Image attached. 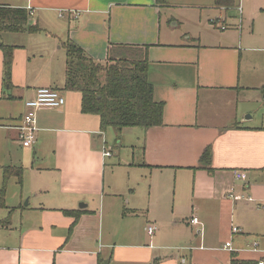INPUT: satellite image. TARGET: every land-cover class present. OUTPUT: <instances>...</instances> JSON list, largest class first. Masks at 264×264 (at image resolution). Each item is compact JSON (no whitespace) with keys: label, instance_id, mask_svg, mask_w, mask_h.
<instances>
[{"label":"crops","instance_id":"crops-1","mask_svg":"<svg viewBox=\"0 0 264 264\" xmlns=\"http://www.w3.org/2000/svg\"><path fill=\"white\" fill-rule=\"evenodd\" d=\"M158 1L0 0V7L29 13L28 24L39 26L41 31L35 34H45L44 54L51 58L58 57L66 40L96 61L105 59L111 43L149 46L148 81L154 101L164 105L163 125L132 130L138 140L133 147L140 157L129 166L152 176L164 173L175 178L169 204L167 188L150 190L147 209L108 195L101 180L108 158L96 151L101 141L95 126L99 119L80 118L78 112L68 118L66 102L61 108L37 112L36 142L31 148L22 147L18 127L24 103L38 89L62 93L63 88L51 79L29 81V59L19 62V49L24 47L0 42L15 48L10 86L3 82L0 50V157L4 158L0 169L18 167L6 165L12 139L32 154L37 171L61 176L55 203L6 206V215L19 208L20 216L18 224L13 226L10 220L0 227V264H97L98 258H109L108 264H257L263 260L264 35L235 27L229 30L225 18L223 22L217 18L228 10L216 8L213 0H192V9L214 8L218 16L207 10L201 21L204 32L197 37H166L165 11L168 4L179 2ZM61 59L63 87L65 52ZM45 140L51 141L48 148ZM207 147L210 170L199 164ZM234 172L246 174V181L236 180ZM230 189L252 201L227 199ZM81 202L86 204L83 209ZM192 216L199 224L189 223ZM104 221L109 235L102 237ZM151 224L156 232L148 236L146 228ZM233 228L239 232L234 234ZM227 243L230 249H225Z\"/></svg>","mask_w":264,"mask_h":264},{"label":"rangeland","instance_id":"rangeland-1","mask_svg":"<svg viewBox=\"0 0 264 264\" xmlns=\"http://www.w3.org/2000/svg\"><path fill=\"white\" fill-rule=\"evenodd\" d=\"M175 1L179 3L168 4L169 6L167 8H169V10L165 11V26H167L165 29L166 37H174L176 39L179 37L182 39V37L186 38L188 36L197 37L199 33L204 32V28H202L203 22L201 23V21L206 17L205 12L209 10L210 15H214L217 11L214 8L192 9L190 6L192 0ZM238 5L241 7V12L238 11ZM216 15L218 16V12ZM217 18H220L221 22H223L225 18L224 21L229 27V30H232L234 29L233 27H235L239 32L249 34V32L255 31L257 35H264V0H239L233 9L222 11L221 16H218ZM173 23L176 24V26L171 27ZM192 33H194V36ZM44 36V33L39 35H28L26 33L15 35L6 33L0 37V42L5 44H17L24 47L23 49H19V62H22V60L25 62L26 59H29L30 63L27 66L29 81L31 80V82L34 83V79L37 77H41V82L46 79H51L58 81L57 85L59 89H62L61 80L63 66L61 57H64V50H58V57L55 56L54 58L44 54L46 49L43 41ZM62 95L64 96L66 105L69 107L68 118H72L74 115H77L78 112L80 118L85 116L86 118H90V120H98L96 116L80 114V95L78 92H67L62 89ZM95 126L100 130L97 123ZM132 130L134 129L125 132L119 140L116 139L114 131L110 128H107L104 132L99 131L98 133V135H101V141L99 148L96 151L101 154L102 150L105 148L107 151L111 152V157L105 160V167H103L101 172V180L104 184L105 191L108 195L113 193L128 200L130 203L133 202L136 207L146 205L144 206L145 208H142L147 209L150 190L153 192H164L167 188L166 201L169 204L175 184L173 174L165 175L164 173H156L152 176L149 172L129 166L132 161L137 163V160L140 157L139 149L133 147L138 146V140H136V134L133 133L135 131ZM9 143L8 150L10 151V154H6V165H9V163L16 164L18 167L23 168V173L20 184L14 177L9 178L7 181L5 205L7 207H23L26 203L29 206L48 205L47 203L50 201L52 204L55 203V200L57 199L56 196L60 194L61 176L59 177V174L56 173L37 171L38 165L37 162H33L34 159L32 158V154L27 151V149L19 147V145L14 143L12 139H10ZM50 145L51 141L45 140L44 146L48 148ZM93 148L95 149L94 145ZM49 151H51V148L48 152ZM2 163H4V158L0 157V165H2ZM79 179L80 176L76 178V180ZM2 181L3 167L0 169V188L2 186ZM107 198V200H110L112 203V197L108 196ZM156 203L157 202H154L153 200V207L156 206ZM80 204L86 205L83 202ZM80 204H78V207ZM18 209L19 208L14 209L10 217L13 226L15 223H19L18 218L20 216V211H18ZM7 215L4 209H0V222H5L8 217ZM12 215H14L13 218ZM107 234L109 235L104 221L102 237Z\"/></svg>","mask_w":264,"mask_h":264},{"label":"trees","instance_id":"trees-1","mask_svg":"<svg viewBox=\"0 0 264 264\" xmlns=\"http://www.w3.org/2000/svg\"><path fill=\"white\" fill-rule=\"evenodd\" d=\"M159 0L158 2L160 3ZM219 9L230 10L235 0H213ZM29 13L24 9L0 7L1 33L40 32L37 24L29 25ZM65 52L64 91L80 94V112L99 119L100 132L107 128L114 131L119 140L126 129L149 130L163 125V107L153 99V86L148 81V45L109 44L103 61L91 58L81 47L70 40L61 43ZM13 46L0 45L3 55V82L10 86ZM211 150L207 147L199 158L200 167L210 170ZM23 168L3 167V181L0 188V209H6L5 192L9 178L19 184ZM13 209L9 210L5 222L9 224ZM72 215V212H66ZM99 259L97 264H108ZM232 264H244L232 261Z\"/></svg>","mask_w":264,"mask_h":264},{"label":"built area","instance_id":"built-area-1","mask_svg":"<svg viewBox=\"0 0 264 264\" xmlns=\"http://www.w3.org/2000/svg\"><path fill=\"white\" fill-rule=\"evenodd\" d=\"M238 11L241 12V7H238ZM63 17V16H60ZM226 29L225 26L221 27V30ZM65 104V99L62 93L58 90L41 88L36 90L35 97L24 103V113L21 120V125L18 127L19 139L21 146L24 148H31L36 142V113L41 110H54L61 108ZM102 156L104 158L111 157V152L105 148L102 150ZM235 179L241 183L246 181V174L243 172H234ZM225 197L232 201H252L250 197L243 194V192H236L234 189H230L225 193ZM191 225L199 224L198 219L192 216L189 220ZM148 236H152L156 232V227L151 224L146 228ZM232 232L238 233V228H233ZM225 249H230V243L225 245ZM256 251V247L252 250ZM257 264H264V258Z\"/></svg>","mask_w":264,"mask_h":264},{"label":"water","instance_id":"water-1","mask_svg":"<svg viewBox=\"0 0 264 264\" xmlns=\"http://www.w3.org/2000/svg\"><path fill=\"white\" fill-rule=\"evenodd\" d=\"M25 205H27V203H26ZM84 207H86V205H84V206H80V209H83Z\"/></svg>","mask_w":264,"mask_h":264}]
</instances>
